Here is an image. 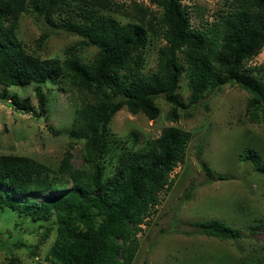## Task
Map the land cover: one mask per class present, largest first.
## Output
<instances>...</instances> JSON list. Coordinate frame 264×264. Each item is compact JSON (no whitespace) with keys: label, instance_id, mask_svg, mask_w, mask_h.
<instances>
[{"label":"trees","instance_id":"obj_1","mask_svg":"<svg viewBox=\"0 0 264 264\" xmlns=\"http://www.w3.org/2000/svg\"><path fill=\"white\" fill-rule=\"evenodd\" d=\"M147 2L155 8L132 1L140 15L121 22L107 13L119 7L117 0H0V85L25 87L62 79L79 98L68 137L83 143L80 167L72 166L69 150L54 171L26 155L0 154V211L7 207L34 224L54 221L55 236L46 252L51 264H132L141 225L156 213L160 192L173 185L171 173L185 155L190 131L170 125L141 145L135 133L121 141L109 128L118 110L154 120L161 98L168 105L167 119L177 122L191 116L205 92L236 84L248 94V121L264 122V83L259 79L264 61L245 66L264 45V0H232L229 9L203 26L191 24L181 0ZM27 8L45 26L61 27L80 41L67 46L61 60L28 51L17 36L19 17ZM55 14L59 22L53 20ZM151 36H161L165 43L156 50L155 70L148 73L142 69ZM48 37L42 30L37 48ZM88 46L96 51L84 62L81 52ZM182 75L186 100L177 94ZM35 95L34 114L46 113V92L37 86ZM9 101L17 110H30L15 94ZM239 158L264 174L254 147L243 148ZM46 192L54 195L39 202L29 197ZM249 228L264 229V218ZM195 231L219 240L241 239L237 229L214 218L196 223Z\"/></svg>","mask_w":264,"mask_h":264},{"label":"rangeland","instance_id":"obj_2","mask_svg":"<svg viewBox=\"0 0 264 264\" xmlns=\"http://www.w3.org/2000/svg\"><path fill=\"white\" fill-rule=\"evenodd\" d=\"M117 1L119 7L107 13L121 22L140 15L132 1L155 8L147 0ZM231 1L181 0L188 6L193 26L206 25L218 12L229 9ZM53 20L59 22L60 17L55 14ZM45 29L49 37L42 48H37L35 40ZM17 36L28 51L60 60L67 46L80 41L61 27L45 26L28 8L19 17ZM164 43L161 36H151L144 49V72L155 70L156 50ZM95 51L93 47L83 48L81 60L90 61ZM263 61L264 45L245 66H258ZM259 79L264 83V74ZM37 86L48 96L46 113L40 115L34 114L38 110ZM12 94L26 102L30 110L15 109L9 101ZM177 94L186 100L188 87L184 75ZM247 97V92L238 85L227 84L205 92L200 104L191 110V116H182L177 122L167 119L168 105L161 98L157 99L160 113L154 120L142 113H129L125 108L113 115L110 132L121 141H127L135 133L141 145L170 125L191 133L185 155L171 173L172 187L160 192L156 213L150 216L147 225H141L143 230L137 235L139 247L132 264H242L259 258L264 260V229L251 232L249 228L264 218V174L255 171L249 161L239 158L242 149L249 146L261 154L264 163V122L248 121ZM78 104L77 92L62 79L25 87L0 85V154L26 155L54 171L69 150L72 166L80 167L83 143L71 142L68 137ZM186 192L189 197H185ZM53 195L32 193L29 197L39 202ZM5 210L0 211V264H51L46 252L55 236L54 221L34 224L7 207ZM212 218L237 229L241 239L235 242L197 234L195 224ZM46 226L52 228L41 240Z\"/></svg>","mask_w":264,"mask_h":264}]
</instances>
